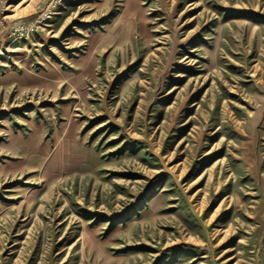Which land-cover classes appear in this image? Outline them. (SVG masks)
Returning a JSON list of instances; mask_svg holds the SVG:
<instances>
[{"label":"rangeland","instance_id":"rangeland-1","mask_svg":"<svg viewBox=\"0 0 264 264\" xmlns=\"http://www.w3.org/2000/svg\"><path fill=\"white\" fill-rule=\"evenodd\" d=\"M0 264H264V0H0Z\"/></svg>","mask_w":264,"mask_h":264},{"label":"bare ground","instance_id":"bare-ground-1","mask_svg":"<svg viewBox=\"0 0 264 264\" xmlns=\"http://www.w3.org/2000/svg\"><path fill=\"white\" fill-rule=\"evenodd\" d=\"M14 5H11L10 7H13ZM53 14H60L59 12H55V13H53ZM7 18H11V17H13V15H7L6 16ZM48 26H50L49 24H47Z\"/></svg>","mask_w":264,"mask_h":264}]
</instances>
